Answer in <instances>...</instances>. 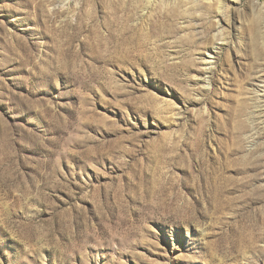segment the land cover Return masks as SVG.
<instances>
[{"label":"rangeland","instance_id":"1","mask_svg":"<svg viewBox=\"0 0 264 264\" xmlns=\"http://www.w3.org/2000/svg\"><path fill=\"white\" fill-rule=\"evenodd\" d=\"M264 0H0V264H264Z\"/></svg>","mask_w":264,"mask_h":264},{"label":"bare ground","instance_id":"2","mask_svg":"<svg viewBox=\"0 0 264 264\" xmlns=\"http://www.w3.org/2000/svg\"><path fill=\"white\" fill-rule=\"evenodd\" d=\"M263 6H264V3H263Z\"/></svg>","mask_w":264,"mask_h":264}]
</instances>
